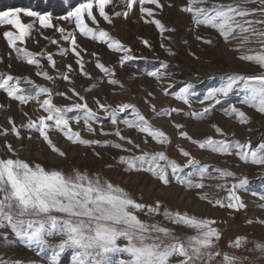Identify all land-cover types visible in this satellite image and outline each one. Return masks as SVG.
Masks as SVG:
<instances>
[{
	"label": "rangeland",
	"instance_id": "rangeland-1",
	"mask_svg": "<svg viewBox=\"0 0 264 264\" xmlns=\"http://www.w3.org/2000/svg\"><path fill=\"white\" fill-rule=\"evenodd\" d=\"M89 2L93 4L96 21L94 23L87 13L84 14L85 24L93 30L88 36L75 26L74 19H62L68 13L37 12L50 15L53 27L45 29L37 18L21 16L22 22L32 24L33 28L23 41L16 42V47L23 50L17 53L4 33L10 31L18 35V31L12 26L0 25V76H12L9 83L23 90L20 94L36 97L22 103L0 89V158H19L30 165L40 164L46 170L69 173L75 169L89 177L98 176L124 189L147 207L158 204V213L147 214L146 207L136 213L138 218L149 225L165 227L182 239L197 235V229L166 219L162 214L165 210L214 221L210 227L220 233L218 240L213 238L214 252L239 258L236 264H264V165L253 164L250 160L251 152L264 143V113L242 103L247 94L242 87L234 89L226 98L221 97L219 104L205 100L208 92L220 87L229 74L256 76L264 73V68L254 60L241 59L242 56L264 54V43L251 34H246L249 35L248 43H241L239 37L225 41L217 30L206 25L197 26L192 14L184 11L189 0H157V4L144 5L136 0L132 8L127 7L128 0H110L105 6L109 20L100 17L96 0L84 3ZM215 2L229 4L234 0ZM141 7L150 10L152 15H148V11L141 12ZM245 7L255 9L261 5L250 3ZM156 20L162 28L156 26ZM60 28L64 29L63 33ZM100 31L108 35L101 39ZM72 39H75V45ZM208 40L210 44L205 43ZM113 41H118L120 47L112 44ZM25 53L32 55L26 57ZM125 56L133 58L126 60ZM29 58L38 63L29 64ZM77 60L81 64H77ZM97 63L103 64L109 72L101 71L96 67ZM44 73L52 79H47ZM149 73L163 75L157 78ZM64 76L68 79H63ZM17 80L20 81L18 85ZM112 80L117 83H110ZM40 88H47L48 92L37 96ZM185 88L190 93L188 103L177 99ZM45 99L54 107L72 109L65 114L67 128H57L54 121L45 120L49 125L45 133L52 145L65 153L63 157L52 151L37 130L40 118L49 115L43 105ZM77 103L87 104L96 113V118L85 122L83 111L74 107ZM101 104L105 107L101 108ZM122 104L133 105L146 123L141 124L131 108L120 112L118 109ZM210 105L211 110L201 118L204 108ZM232 108L243 112L248 122L240 123ZM113 110L117 112L115 125L109 115ZM125 119L132 122V126L125 125ZM30 122L33 128L26 127ZM140 126L163 132L164 136L153 137L149 132L140 131ZM13 127L19 135L12 131ZM89 127L93 131L89 132ZM69 130L79 133L80 139L96 140L99 144L70 141L64 135ZM117 130L124 140L114 134ZM209 138L229 141L230 152H213L193 143ZM237 142L241 147L235 146ZM115 144L121 147L116 148ZM183 151L189 156L185 157ZM145 153H164L167 160L179 165L180 171L173 174L169 167V183L164 184L151 173L129 170V165L121 162V157L131 160ZM241 153L248 154L249 160L245 161ZM189 159L199 163L188 165ZM158 163L164 165L166 161ZM201 169H206L203 177ZM224 172L233 175L225 176ZM177 176L204 187H189L188 183L178 182ZM241 180L246 183L233 189V185H239ZM240 203L243 208L239 207ZM239 238L243 240L235 247ZM46 239V245L28 248L10 228H0V264H50L52 247L62 238L54 235ZM126 243L123 239L118 241L121 247ZM257 245L262 247L257 248ZM70 255V251L62 254L61 264H70ZM127 258L122 253L109 254L106 264ZM182 259L173 257L171 264H179ZM211 264H225L223 255L215 256Z\"/></svg>",
	"mask_w": 264,
	"mask_h": 264
},
{
	"label": "snow or ice",
	"instance_id": "snow-or-ice-1",
	"mask_svg": "<svg viewBox=\"0 0 264 264\" xmlns=\"http://www.w3.org/2000/svg\"><path fill=\"white\" fill-rule=\"evenodd\" d=\"M96 2L100 17L109 20L105 6L110 3V0H96ZM135 2L136 0H128L127 7L132 8ZM145 3L157 4V0H139V4L144 5ZM250 3H258L261 7L255 9L245 7ZM140 11H148V15H152L150 10L143 7ZM184 11L192 14L193 22L197 26L206 25L217 30L225 41L239 37L241 43H248L249 35L246 34H251L255 35L259 42L264 43V27H256V25L264 26V0H234L233 3L229 4L216 3L215 0H189L188 7ZM85 13L95 23L93 4L90 2L81 3L62 19H74L75 26L84 36H88L93 34V30L85 24ZM117 15L119 16L121 13H117ZM123 15H127V13H123ZM257 15L259 18H249ZM21 16L37 18L40 25L45 29L53 27L52 18L48 14L41 15L22 7L0 11V25L12 26L19 33L18 35L10 31L4 33L9 45L17 53L23 50L16 47V42L23 41L29 30L33 28L32 24L23 23ZM154 23L157 27L162 28L159 20L154 21ZM59 31L63 33L64 29L60 28ZM234 33L236 35H233ZM107 35L104 31L99 32L101 39ZM64 38L69 39L68 36ZM72 43L73 45L76 44L75 39H72ZM145 43L147 42L145 41ZM205 43L210 44L211 41L208 40ZM112 44H115L117 48L120 47L118 41H113ZM112 44H109V47H112ZM72 51L77 56L80 55L75 48ZM31 55L25 53L26 57ZM132 58L131 56L124 57L126 60ZM241 59L254 60L260 67L264 68V54L242 56ZM48 60L51 61L52 57L49 56ZM28 63L36 64L38 62L29 58ZM77 64H81V62L77 60ZM96 67L105 73L109 72V69L105 68L103 64L97 63ZM164 67L167 68V65ZM44 75L47 79H52V77L47 76V73ZM149 75L160 78L163 74L149 73ZM63 79L67 80L68 77L64 76ZM12 80V76L6 78L0 76V89H4L8 96L22 103L36 98L20 94L23 90L10 84L9 82ZM19 82L17 80V85ZM110 83L116 84L117 81L112 80ZM241 87L247 93L242 103L255 107L257 111L264 113V73L256 76L229 74L220 87L208 92L205 100L215 101L216 104H219L221 97L226 98L234 89ZM47 92V88H40L36 95L39 96L40 93ZM189 95L188 88H185L178 94L177 99L188 103ZM43 105L46 106L45 111L49 115L46 118H40L37 130L44 140L48 141L52 151L63 157L65 153L52 145L45 133V128L49 127L45 120L54 121L57 128H67L68 120L65 118V114L72 109L54 107L48 99L43 101ZM74 107L83 111L85 122L96 118V113L89 109L87 104L77 103ZM100 107L104 108L105 105L101 104ZM129 108L133 109L141 124L146 123L131 104H122L118 110L123 112ZM210 110L211 105L205 107L204 112L200 114L201 118ZM231 111L239 117L240 123L248 122L243 112L236 108H232ZM109 115L111 116V123L117 124L116 110L110 112ZM123 123L132 126V122L127 119ZM26 127L33 128L34 125L30 122ZM12 131L16 132L15 127L12 128ZM88 131L91 132L93 129L89 127ZM140 131L149 132L153 137L164 136L163 132L152 130L149 127L140 126ZM216 131L219 132L220 129L217 128ZM16 134L19 135L18 132ZM114 134L119 136L121 140L125 139L119 130ZM64 135L68 140L83 145L99 144V141L96 140L80 139L79 133L70 130L65 131ZM181 135L186 136L187 134L181 133ZM193 143H198L200 148L207 147L213 152L220 153H229L232 147L227 140L217 141L211 138L199 142L193 141ZM235 146L241 147L239 142ZM114 147L120 148L121 145L115 144ZM8 148L9 151H12L11 145H8ZM261 150H264V143L259 145L258 150L251 152V163L264 165V151ZM183 155L187 157L189 153L183 151ZM240 155L245 161L249 160L248 154L241 153ZM137 161L139 162L138 165ZM158 161H166V164L161 165ZM121 162L127 163L129 170H143L151 173L164 184L169 183L167 175L169 167L173 174L180 171L179 165L174 161L167 160L164 153L155 155L145 153L131 160L121 157ZM198 163L194 159H189L187 162L188 165H197ZM205 172L206 169H201L200 175L203 177ZM223 175L232 176L233 173L224 172ZM177 180L180 183H188L189 187H204L201 183L192 184L180 180L179 176H177ZM245 183L246 180H241L239 185H233V189L243 186ZM233 199L238 200L239 198L233 197ZM216 203L220 204V201L217 200ZM228 206L233 207L232 204ZM146 207L145 204L133 199L124 189L103 181L98 176L89 177L86 173H81L75 169L69 173L56 169L46 170L40 164L30 165L19 158H0V228H10L12 233L23 241L28 248L44 246L47 243V237L59 235L62 239L60 243L52 247L50 264H61L62 254L66 251L71 252L70 264H106L109 254L113 253L126 254L128 257L116 261L115 264H171V259L176 256L183 258L179 264H211L217 255H223L225 264H236L239 259L213 251L215 248L213 238L218 240L220 236L215 227H210L211 224L215 223L214 221L198 220L195 217H189L187 214L180 212L173 214L165 210L162 214L166 219L179 225H187L197 229V235L182 239L165 227L156 224L149 225L141 221L136 213L143 211ZM239 207L243 208L244 205L240 203ZM159 211L158 204L156 207H147V214L158 213ZM5 239H7L6 236ZM121 239L127 242L123 247L118 244ZM242 240L243 238L237 239L234 246L239 247ZM261 247L257 245V248ZM3 264H10V262H3Z\"/></svg>",
	"mask_w": 264,
	"mask_h": 264
},
{
	"label": "trees",
	"instance_id": "trees-1",
	"mask_svg": "<svg viewBox=\"0 0 264 264\" xmlns=\"http://www.w3.org/2000/svg\"><path fill=\"white\" fill-rule=\"evenodd\" d=\"M89 0H0V11L16 7L28 8L40 13L64 15Z\"/></svg>",
	"mask_w": 264,
	"mask_h": 264
},
{
	"label": "bare ground",
	"instance_id": "bare-ground-1",
	"mask_svg": "<svg viewBox=\"0 0 264 264\" xmlns=\"http://www.w3.org/2000/svg\"><path fill=\"white\" fill-rule=\"evenodd\" d=\"M6 134V133H5Z\"/></svg>",
	"mask_w": 264,
	"mask_h": 264
}]
</instances>
